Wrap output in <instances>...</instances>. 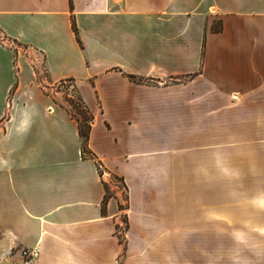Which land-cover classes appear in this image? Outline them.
<instances>
[{
	"label": "crops",
	"instance_id": "1",
	"mask_svg": "<svg viewBox=\"0 0 264 264\" xmlns=\"http://www.w3.org/2000/svg\"><path fill=\"white\" fill-rule=\"evenodd\" d=\"M0 37V264H264V0H0Z\"/></svg>",
	"mask_w": 264,
	"mask_h": 264
},
{
	"label": "trees",
	"instance_id": "2",
	"mask_svg": "<svg viewBox=\"0 0 264 264\" xmlns=\"http://www.w3.org/2000/svg\"><path fill=\"white\" fill-rule=\"evenodd\" d=\"M77 114L81 115V119L79 121V133L82 139V148L83 151H86V147L88 144L89 133L91 129V117L87 115L83 108H76ZM108 194H106L105 200H107Z\"/></svg>",
	"mask_w": 264,
	"mask_h": 264
},
{
	"label": "built area",
	"instance_id": "3",
	"mask_svg": "<svg viewBox=\"0 0 264 264\" xmlns=\"http://www.w3.org/2000/svg\"><path fill=\"white\" fill-rule=\"evenodd\" d=\"M116 1H124V0H116ZM0 40L3 41L4 38L0 37ZM72 97L75 98L74 96H71L70 99H72ZM68 101H70V100L67 99V104L70 105L71 103L69 104ZM75 102L78 104V108H83V109H84V104H83L82 101L77 100V99L75 98ZM70 106H71L74 110H77V109H75V108L73 107L72 104H71ZM97 165H98V169L100 170L101 174L103 175V174L105 173V170H104L103 165H102L100 162H98ZM118 183H120V182H118ZM125 228H126V226H125V224H123V226H122V228H121L120 231L124 230ZM38 252H39L38 249H36V250H34V251H32V252H30L28 249H24V250H23V256H24L25 258H28V259H33V258H36V257L38 256Z\"/></svg>",
	"mask_w": 264,
	"mask_h": 264
},
{
	"label": "rangeland",
	"instance_id": "4",
	"mask_svg": "<svg viewBox=\"0 0 264 264\" xmlns=\"http://www.w3.org/2000/svg\"><path fill=\"white\" fill-rule=\"evenodd\" d=\"M63 84H61V85H58V91L60 92V97H61V99L62 100H64L65 102H67V99H69L70 101H68L69 102V104L71 103L72 105H73V107L76 109V108H78V104L75 102V98H73L72 97V99H70L68 96V94H71L72 92H71V90H69L67 87H65V86H63V87H61ZM60 87V88H59ZM73 94V93H72ZM70 104V105H71ZM71 108V107H70ZM124 193V195H125V191H123ZM123 231V230H122Z\"/></svg>",
	"mask_w": 264,
	"mask_h": 264
}]
</instances>
